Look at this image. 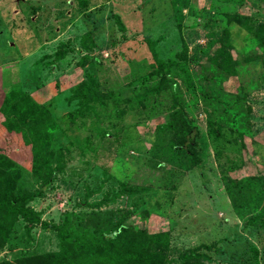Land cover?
I'll return each instance as SVG.
<instances>
[{
  "label": "rangeland",
  "instance_id": "374dc122",
  "mask_svg": "<svg viewBox=\"0 0 264 264\" xmlns=\"http://www.w3.org/2000/svg\"><path fill=\"white\" fill-rule=\"evenodd\" d=\"M221 40L237 75L214 87L199 63ZM152 47L175 63L157 99L141 96L160 80ZM27 96L55 121L35 157L45 168L32 126L12 157L42 221H66L80 243L120 221L167 231L165 264H264V0H0V141ZM175 100L198 130L194 160L171 146ZM152 239L126 249L153 251ZM58 250L54 232L19 217L0 261Z\"/></svg>",
  "mask_w": 264,
  "mask_h": 264
},
{
  "label": "trees",
  "instance_id": "16d2710c",
  "mask_svg": "<svg viewBox=\"0 0 264 264\" xmlns=\"http://www.w3.org/2000/svg\"><path fill=\"white\" fill-rule=\"evenodd\" d=\"M77 2L80 7L86 4V0H77ZM224 35L228 36L227 30H224ZM217 42L218 44L214 51L207 55L204 61H200L199 68L200 71L206 68V74L200 77L204 84L221 87L224 81L237 75V61L230 51L232 46L229 43L224 42V40ZM198 50V54L196 52L194 57H188V59L197 61L202 54L201 48ZM64 55L65 52L63 51L60 53L59 58H62ZM153 55L156 59L155 73L160 76V80L141 94V96L151 94L157 99L159 94L169 87L168 67L175 63L174 61L168 62L160 59L155 50H153ZM188 79H191V77L188 76ZM191 84L193 85L192 82ZM209 95H212V93H209ZM26 103L28 106L27 110L20 105V107L11 112L13 119L7 121L8 123H12V127L5 134L4 141H0V247L6 242L15 221L21 217L31 225L37 222L43 228L54 232L58 239L59 250L53 253L22 255L14 261H0V264H79L82 259L94 258H104L108 261V264H165L162 246L166 245L167 231H157L147 234L143 229L127 226L120 221L114 229L104 232L92 242L80 243L73 236L72 229L66 221L61 224H50L42 221L38 213L27 206V202L40 193H33L17 185L19 171L12 157L22 146L19 141L20 138H17L16 134H19L23 141L27 134L26 127L32 126L33 130L36 131L38 138L35 145L41 144V146H34L35 151L32 153V157L39 171L40 168L46 167L45 160L42 161L44 156L35 157L46 152L50 138L49 133L54 127L55 121L48 109L41 106L34 99L27 96ZM176 104L177 101L175 100L168 114L169 119L167 122L171 129H173L171 146L181 149L190 159L194 160L195 152L193 145L196 144L198 130L192 124L191 117L187 115L183 108L178 107ZM208 127V132L218 137L224 125L212 119L208 121ZM228 129L240 135L242 133L240 128L228 127ZM50 180L48 179L49 182H47L50 183ZM47 184L43 187L44 190L48 188ZM147 235H151L153 238L152 240L157 246L156 249H153V251L126 249L133 239ZM126 238L129 241H123ZM125 242H128V245H125Z\"/></svg>",
  "mask_w": 264,
  "mask_h": 264
}]
</instances>
